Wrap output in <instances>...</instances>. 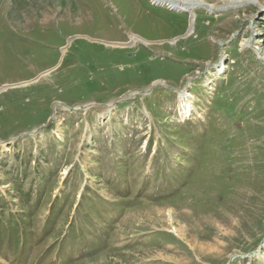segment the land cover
Segmentation results:
<instances>
[{
    "label": "rangeland",
    "instance_id": "1",
    "mask_svg": "<svg viewBox=\"0 0 264 264\" xmlns=\"http://www.w3.org/2000/svg\"><path fill=\"white\" fill-rule=\"evenodd\" d=\"M243 1L190 31L152 0H0V264H264V0Z\"/></svg>",
    "mask_w": 264,
    "mask_h": 264
},
{
    "label": "bare ground",
    "instance_id": "2",
    "mask_svg": "<svg viewBox=\"0 0 264 264\" xmlns=\"http://www.w3.org/2000/svg\"><path fill=\"white\" fill-rule=\"evenodd\" d=\"M230 4H243L245 3L243 0H229ZM152 3L155 5L165 6L171 10H175L177 12L187 13L190 15L189 25L190 31L193 30L194 20H195V9L196 8H206L209 10H215L216 6L207 4L205 0H152ZM131 42H135L138 38L136 36H131ZM142 41V40H141ZM116 45V44H115ZM192 104H185L183 106V111L185 116L191 115Z\"/></svg>",
    "mask_w": 264,
    "mask_h": 264
},
{
    "label": "trees",
    "instance_id": "3",
    "mask_svg": "<svg viewBox=\"0 0 264 264\" xmlns=\"http://www.w3.org/2000/svg\"><path fill=\"white\" fill-rule=\"evenodd\" d=\"M9 245V244H8Z\"/></svg>",
    "mask_w": 264,
    "mask_h": 264
},
{
    "label": "water",
    "instance_id": "4",
    "mask_svg": "<svg viewBox=\"0 0 264 264\" xmlns=\"http://www.w3.org/2000/svg\"><path fill=\"white\" fill-rule=\"evenodd\" d=\"M154 4V3H153Z\"/></svg>",
    "mask_w": 264,
    "mask_h": 264
}]
</instances>
